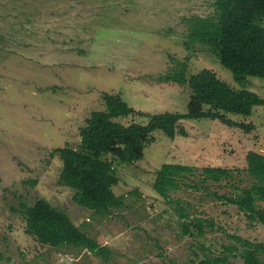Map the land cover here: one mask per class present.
<instances>
[{"label":"rangeland","instance_id":"374dc122","mask_svg":"<svg viewBox=\"0 0 264 264\" xmlns=\"http://www.w3.org/2000/svg\"><path fill=\"white\" fill-rule=\"evenodd\" d=\"M213 2L0 0V264H197L211 253H226L224 264H244V248L234 236L264 244L263 223L251 224L238 207L209 193H234L252 183L246 156L251 150L264 154V105L250 116L227 113L254 125L251 132L210 118L182 120L188 133L175 138L155 131L142 159L116 163L120 182L113 189L126 200L106 217L74 203L73 189L59 182L63 165L53 154L56 147L79 146L80 128L91 111L104 109L105 92L119 94L136 110L186 113L188 84L158 80L181 61L189 59L188 76L208 68L240 88L207 45L188 38L189 19L213 14ZM246 80L264 97L263 77ZM117 120L145 124L148 117ZM164 163L195 168L170 193L180 203L154 189ZM206 166L229 168L234 178L203 182ZM38 198L67 211L108 246L109 259L84 248L42 245L28 235L25 216L13 207ZM259 204L264 208V201ZM180 207L215 226L206 225L204 235L184 233ZM259 257L264 264V251Z\"/></svg>","mask_w":264,"mask_h":264},{"label":"trees","instance_id":"16d2710c","mask_svg":"<svg viewBox=\"0 0 264 264\" xmlns=\"http://www.w3.org/2000/svg\"><path fill=\"white\" fill-rule=\"evenodd\" d=\"M213 4V14L196 15L189 19V41L207 45L221 63L233 72L234 80L241 87L231 86L208 68L188 76L187 59L179 62V67L158 77L160 82L188 84L191 95L186 113L144 112L130 106L119 94L103 93L104 109L93 110L86 117L80 128L79 146L66 144L53 150L63 165L59 182L73 189L74 203L100 217H106L113 209L123 207L126 195H118L113 189L120 182L116 163L133 164L142 159L147 145L155 140L154 132L157 130L171 138L177 134L187 135L186 128L180 125L184 119H218L228 126L251 132L254 125L229 118L227 113L250 116L256 106L264 105V97L246 87L247 77L264 78V0H214ZM130 114L147 116L148 122L124 124L117 120ZM246 159L247 171L252 178L249 186H236L234 193H209L224 203L238 207L251 224H264V208L259 204L264 201V154L251 150ZM194 171V166L185 163H164L155 173L154 189L160 196L170 199L171 191L179 189L187 174ZM233 175L229 168L206 166L202 179L206 183H217L223 179L230 180L234 178ZM35 183L31 182L32 185ZM169 201L180 203L182 200ZM19 205V210L13 207V211L25 216L26 233L42 245L84 248L109 259L111 251L108 246L83 230L67 211L49 200L38 198L33 204L21 201ZM187 206L191 207L192 203L188 202ZM189 207L179 208L184 233L194 234L196 230L204 235L206 225L215 226L213 219L194 216L188 211ZM234 238L244 248L241 252L244 264H261L259 253L264 251L263 243L242 236ZM236 248L227 247L226 250ZM227 261L226 253H211L197 264H224Z\"/></svg>","mask_w":264,"mask_h":264},{"label":"built area","instance_id":"2783aa9c","mask_svg":"<svg viewBox=\"0 0 264 264\" xmlns=\"http://www.w3.org/2000/svg\"><path fill=\"white\" fill-rule=\"evenodd\" d=\"M65 262H68L67 259L64 261V263H65Z\"/></svg>","mask_w":264,"mask_h":264}]
</instances>
